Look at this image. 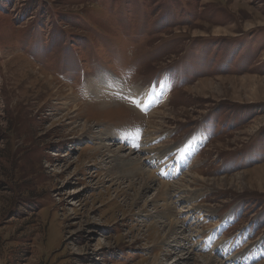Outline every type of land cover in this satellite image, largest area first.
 <instances>
[{"label":"rangeland","instance_id":"1","mask_svg":"<svg viewBox=\"0 0 264 264\" xmlns=\"http://www.w3.org/2000/svg\"><path fill=\"white\" fill-rule=\"evenodd\" d=\"M202 257L264 264V0H0V264Z\"/></svg>","mask_w":264,"mask_h":264},{"label":"bare ground","instance_id":"2","mask_svg":"<svg viewBox=\"0 0 264 264\" xmlns=\"http://www.w3.org/2000/svg\"><path fill=\"white\" fill-rule=\"evenodd\" d=\"M163 89V88H162ZM166 92V91H165ZM144 92L142 91V92H138L137 94H139V95H142ZM162 93H164V91L162 90ZM151 95H154V97H155V100H150V98L149 97H143V98H140V100H138V101H141V103L139 104V107L140 108H142V110H146L147 109V107H149L150 108V106L154 103V104H156L158 101H160L159 100V95H160V90H158V91H153V92H151ZM101 101H103V102H106L105 100H101ZM108 101V100H107ZM103 102H99V104H104ZM116 102V101H115ZM153 107V106H152ZM152 107L150 108V109H152ZM110 108H113V107H110ZM86 109V108H85ZM108 110H111V109H108ZM107 112V109L106 110H103V112ZM120 128V127H119ZM153 130V129H152ZM200 143V142H199ZM106 149H107V147H105ZM134 149V148H133ZM108 150V149H107ZM148 150H151V149H148ZM121 158V157H120ZM123 158V157H122ZM121 158V159H122ZM125 159V158H124ZM120 163H122V164H124V165H126L127 167H130V171L133 173V175H139L141 178H142V180L145 182V184L147 185V184H151L153 181H156L157 180V178L154 176V173L153 172H143L142 171V164H141V162H140V160H139V158H137L136 160H131V159H129V157H127L126 159H125V161H121ZM161 186L163 187V188H160L161 189V192H162V189L163 190H165V192H162V193H167L168 192V190H169V185H167V184H164V183H161ZM181 186V185H180ZM144 187V186H143ZM146 187V186H145ZM171 195V194H170ZM167 196V195H166ZM172 196V195H171ZM168 199V198H167ZM191 205V204H190ZM172 211L170 210V212L169 213H167L166 214V216L165 217H167V218H169L170 216H172ZM204 215V214H203ZM162 218V217H161ZM177 218V217H176ZM169 227H170V232H169V234H171V232H174V234H175V231L174 230H179L180 232L179 233H182L183 234V232H184V227H183V224L182 223H180V222H175V221H173L172 223H170L169 224ZM184 229V230H183ZM194 237V236H193ZM192 237V238H193ZM186 238V237H185ZM187 240V239H186ZM193 247V246H192ZM191 247V248H192ZM191 255V254H190ZM189 256V255H188ZM203 258V257H202ZM182 260V259H181ZM206 264H216L215 263V261H214V259H212L211 257H208V258H203L202 259Z\"/></svg>","mask_w":264,"mask_h":264},{"label":"snow or ice","instance_id":"3","mask_svg":"<svg viewBox=\"0 0 264 264\" xmlns=\"http://www.w3.org/2000/svg\"><path fill=\"white\" fill-rule=\"evenodd\" d=\"M131 103H133V104L139 106V104L141 103V101H138L137 98H136L135 96H133V97L131 98Z\"/></svg>","mask_w":264,"mask_h":264}]
</instances>
